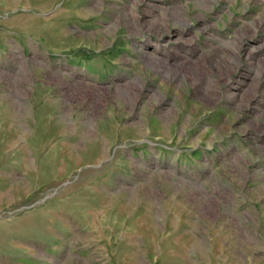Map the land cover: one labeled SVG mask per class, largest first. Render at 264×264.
<instances>
[{
    "label": "rangeland",
    "instance_id": "rangeland-1",
    "mask_svg": "<svg viewBox=\"0 0 264 264\" xmlns=\"http://www.w3.org/2000/svg\"><path fill=\"white\" fill-rule=\"evenodd\" d=\"M46 1L0 0V264H264V0Z\"/></svg>",
    "mask_w": 264,
    "mask_h": 264
},
{
    "label": "bare ground",
    "instance_id": "bare-ground-1",
    "mask_svg": "<svg viewBox=\"0 0 264 264\" xmlns=\"http://www.w3.org/2000/svg\"><path fill=\"white\" fill-rule=\"evenodd\" d=\"M11 1V0H10ZM56 3V2H55ZM11 4V3H10ZM69 3L66 2L65 3V6L68 5ZM53 5H54V1L53 0H47L46 3H45V8L46 10H49L51 8H53ZM96 9V8H95ZM76 17H78L77 15H79L80 17H85V16H89V12L86 11L85 9H82V11L80 10V12H76ZM70 15H73L72 11H68V12H59V13H56L55 15H53L49 21H53V22H57V21H60V20H66V19H69ZM69 17V18H68ZM75 17V16H74ZM71 19V18H70ZM80 19V18H79Z\"/></svg>",
    "mask_w": 264,
    "mask_h": 264
}]
</instances>
